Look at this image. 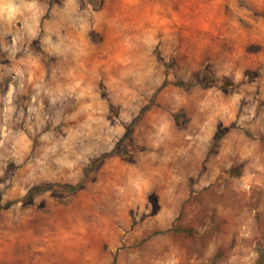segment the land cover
Masks as SVG:
<instances>
[{
  "label": "rangeland",
  "instance_id": "374dc122",
  "mask_svg": "<svg viewBox=\"0 0 264 264\" xmlns=\"http://www.w3.org/2000/svg\"><path fill=\"white\" fill-rule=\"evenodd\" d=\"M120 142L127 158H105L76 195L24 204ZM261 253L264 0H0V264Z\"/></svg>",
  "mask_w": 264,
  "mask_h": 264
},
{
  "label": "trees",
  "instance_id": "16d2710c",
  "mask_svg": "<svg viewBox=\"0 0 264 264\" xmlns=\"http://www.w3.org/2000/svg\"><path fill=\"white\" fill-rule=\"evenodd\" d=\"M209 81L214 82L215 78L212 76H208V78L206 80L191 79V80L186 81V82H183V81L174 82L173 85L176 87H179V88L192 89V88H196L197 86L205 87L206 85H208ZM110 107L113 109L112 105ZM150 107L151 106L146 107L142 111V113L139 115V117L134 119L130 124H128L126 126L127 132H126V135H125L123 141L128 140L130 138L132 139L134 137V132H135L137 126L139 125L140 121L142 120L144 113L146 111H148L150 109ZM173 117H174L176 123L183 125V126L186 125L187 120H186V116H184L183 113H181V112L174 113ZM225 132H228V129H225L224 132L219 133L217 135V138L218 139L222 138ZM122 142L118 143L109 154L101 156L100 158L95 160L91 166L86 168V170L84 171V175H83L82 179L77 184H74V185H72V184H60V183L39 184V185L30 189V191L27 193V195L24 198V204L30 205L35 201L36 198H38L39 196H42L45 193H49V192L58 198L70 196V195L71 196L76 195L78 192L83 190L85 188V186L88 184L89 180L91 179L90 174L92 173L93 175H95L97 173V171L102 166L105 158H107V157H120L122 159L127 158V154L130 152L131 147L130 146L123 147ZM184 232H186V231H184ZM187 233H189V232H187ZM259 262H260V264H264V254L263 253L260 254Z\"/></svg>",
  "mask_w": 264,
  "mask_h": 264
}]
</instances>
